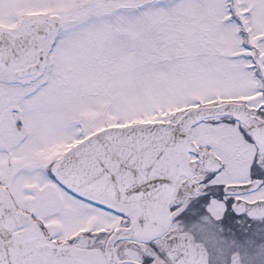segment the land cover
Wrapping results in <instances>:
<instances>
[{
    "label": "snow or ice",
    "instance_id": "snow-or-ice-1",
    "mask_svg": "<svg viewBox=\"0 0 264 264\" xmlns=\"http://www.w3.org/2000/svg\"><path fill=\"white\" fill-rule=\"evenodd\" d=\"M0 264H264V0H0Z\"/></svg>",
    "mask_w": 264,
    "mask_h": 264
}]
</instances>
